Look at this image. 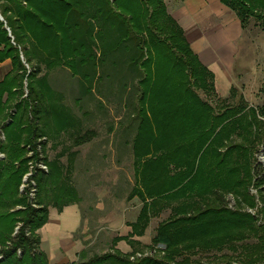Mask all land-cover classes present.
<instances>
[{"label": "rangeland", "instance_id": "1", "mask_svg": "<svg viewBox=\"0 0 264 264\" xmlns=\"http://www.w3.org/2000/svg\"><path fill=\"white\" fill-rule=\"evenodd\" d=\"M137 1L118 0L117 5L113 6L112 0H61L63 4L71 6V11H66L64 17L68 39H33L29 33L23 37L31 61L30 64L25 63L19 52L25 73L22 74L19 95L14 101L18 103L27 100V76L34 69H39L33 82L35 92L42 98L43 109L39 121L42 136L34 138L32 146L25 147L29 160L18 188L19 194H26L28 181L25 179L35 162L31 159L37 154L40 143H44L43 158L47 161V171L52 173L48 187L51 189L55 186V192L64 188L73 190L76 202L83 201L86 215L92 217L95 223L108 212L118 214L129 228L135 224L143 206L138 197V192L143 193V184L147 185L153 179L157 184L167 182L181 167L185 168L189 161L185 147H182L183 150L174 155L179 167L173 170L170 165L168 175L162 173L158 178L157 172L148 177L152 170L144 171L143 163L154 157L149 154L137 160L134 153L135 150L143 154L146 152L139 140L142 137L138 116L141 107H144L152 135L159 137L160 133L162 142L168 146L174 134L185 130L184 124L180 126L185 117L183 110H180V115L173 122L179 124L177 129L170 130L168 126L160 129L158 123L169 115L172 109L170 103H174L183 88L194 92L197 98L206 102L214 115L225 113L227 117L239 118V135L234 133L231 140L223 141L225 147L230 145L229 141L248 145L254 139L257 127L249 121L250 111H254L257 120L264 124V116L260 113L264 106V43L256 40L254 48L249 46L248 61L243 68L245 71L239 68V81L231 95L220 101L209 94L207 87L206 93L199 90V87L193 88L194 66H191L192 74L189 69L183 72L171 69L167 60L169 55L164 50L172 47V53L181 54L175 49V44L179 42L177 39L167 42L169 36L174 34L167 19V0H163L164 16L158 19V24L151 25L147 21L151 9L143 12L145 6L139 8L140 3ZM56 10L57 13L64 12L60 7ZM255 23V20L249 19L245 32L248 40L253 42L256 37L263 39ZM157 25L165 30L160 33L156 29ZM147 26L158 40H153L149 35ZM156 41H163L165 46H158ZM11 44L15 46L13 42ZM0 64H7L1 66V74L8 69L7 74L11 71L9 59ZM145 77L146 83L141 84ZM142 91L145 92V98L140 103ZM230 108L236 113L230 114ZM15 112L10 108L9 113ZM261 133L264 135V131ZM86 134H90L89 140L79 144L78 139ZM0 142H4L2 132ZM178 144L175 140L171 147ZM219 147L224 151L222 144ZM252 147L255 163L261 166L264 173L262 144L256 143ZM3 160L4 154L0 153V161ZM205 166L202 170L203 183L208 182ZM233 178L226 179L232 184L236 176ZM238 180L241 181V188L245 186L243 175L238 174ZM245 187L248 188V185ZM262 190L264 185L256 188L251 184L248 193L254 198L255 207H244L241 210L261 218L258 212L264 208V192L259 193ZM225 200L228 208L234 210V197L227 194ZM145 201L150 202L147 199ZM188 202L185 198L173 200L161 207L156 205L147 214L146 227L138 241V255L131 257V261L135 258L163 260V246L152 243L157 229L174 217L171 210L187 206ZM257 224L264 226V221L258 219ZM105 226L98 225L97 228L105 233ZM97 254L102 255L104 251H92L88 256ZM220 255L215 251H200L187 254L183 259L188 264H222L217 258Z\"/></svg>", "mask_w": 264, "mask_h": 264}, {"label": "trees", "instance_id": "2", "mask_svg": "<svg viewBox=\"0 0 264 264\" xmlns=\"http://www.w3.org/2000/svg\"><path fill=\"white\" fill-rule=\"evenodd\" d=\"M112 1V5L116 6L118 0ZM138 1L139 8L145 6L143 12L151 9L148 23L158 24V19L164 16L163 0ZM220 1L236 14L242 28L247 27L249 19H253L256 22L255 26L264 30V0ZM59 7L63 8L65 13H57L56 9ZM66 11L70 12L71 6L63 4L61 0H0L2 18L0 63L6 59L11 62V71L0 81V132L4 135V142H0V153L4 154V160L0 161V246L2 248L0 264H49L45 254L40 251L37 231L47 222L48 207H55L60 212L64 206L76 202L73 190L64 188L55 192L53 190L55 186L51 189L48 187L52 180L50 170L47 173H36L32 177L36 189L35 198H28L27 193L20 195L18 191L29 160L26 157L25 147L32 146L34 138L42 136L39 121L43 109L42 98L35 92L33 82V78L39 74V69H34L27 76L29 83L27 100L14 102L19 95L22 74L25 73L19 52L22 53L25 63L30 64L31 61L23 37L29 33L33 39H68L64 29ZM167 19L170 29L172 28L174 32L167 42L177 39L179 42L175 44V49L181 54L175 55L171 52L172 47L170 50L166 47L164 53L169 55L167 60L171 69L180 72L189 69L192 74L191 66H194L196 70L195 74H192L193 88L199 87V90L206 93L207 87L212 97L224 101L217 98L212 74L199 63L185 41L181 29L168 15ZM156 29L160 33L165 30L158 25ZM146 31L153 40L157 39L148 26ZM11 42L15 46H12ZM156 42L158 46H165L163 41ZM145 80L146 77L141 84ZM144 98L145 92L142 91L139 102L142 103ZM169 106L172 109L166 119H160L159 128L168 126L170 130L177 129L179 124L173 122L176 121L175 117L180 115V110H183L185 117L180 126L184 124V132L174 134L169 146L164 144L160 133L159 137L152 135L144 107H141L138 116L139 132L142 137L139 140L146 152L143 154L135 150V157L140 160L143 156L152 154L154 158L143 163V170H152L148 177L158 172L160 178L162 173L169 174L167 170L170 165L173 166V170L174 167H179L180 164L176 163L174 155L185 147V155L189 159L185 168L181 167L175 175L169 177L167 182L157 184L153 179L148 181L147 185L142 183L143 193L138 192V197L143 206L135 224L130 226L129 235L124 238L131 248L130 253L122 254L112 249L111 252L75 264H188L183 259L185 255L200 251H215L221 254L217 258L222 264L264 263V226L257 224L258 219L264 221V208L258 212L261 218L241 210L244 207L249 209L255 207L254 198L248 193L249 186L252 184L253 187L258 188L264 185V173L261 166L255 163V151L252 147L256 143H261L264 150V138H262L264 135L261 133L264 131V124L257 120L254 111H250L249 121L257 127L254 139L248 145L229 141L230 145L225 147L223 141L225 143L231 140L234 133L239 135L237 133L239 118L230 115L227 117L225 113L214 115L206 102L197 98L194 92L184 88ZM10 108L16 112L9 113ZM229 113L236 112L230 108ZM260 113L264 116V106L260 109ZM89 135L80 137L78 143L87 142ZM175 140L179 144L171 147ZM221 144L225 147L224 151L220 150ZM39 146V153L31 160L42 161L47 165L45 157L38 158V155L44 156V143H40ZM207 158L209 160H205ZM204 162L206 163L203 164ZM203 166L207 172V183H203L202 180ZM238 174L243 175L245 179L243 185H248V188L245 186L241 188ZM234 176H236L235 181L231 184L227 179ZM225 180L228 182L225 183ZM262 192L264 191L259 193ZM227 194L234 197L236 210L228 208L225 200ZM182 198L189 201L187 206L171 210L175 214L174 217L159 226L152 241L155 246H163V260L135 258L131 261V257L138 255L139 244L133 238L143 236L148 220L147 214L156 205L162 206ZM146 199L150 202L146 203ZM119 240L114 239L112 246L114 247ZM85 256L86 253L83 252L80 258L83 259Z\"/></svg>", "mask_w": 264, "mask_h": 264}, {"label": "crops", "instance_id": "3", "mask_svg": "<svg viewBox=\"0 0 264 264\" xmlns=\"http://www.w3.org/2000/svg\"><path fill=\"white\" fill-rule=\"evenodd\" d=\"M167 13L181 29L199 63L212 74L217 98L227 99L239 81L237 71L246 66L249 46L254 48L256 40L264 43V30L259 29L258 33L263 39L248 40L245 36L247 27L242 28L236 14L220 0H167ZM5 65L0 64V69ZM8 70L0 73V81ZM82 202L68 204L60 212L55 207H48L47 222L37 234L40 251L49 264H75L100 256L89 257L88 253L92 251H104V254L112 249L122 254L131 252L124 241L130 228L123 219L107 212L95 223L86 215ZM98 225H106L107 232L98 229ZM114 239L120 240L113 247ZM133 239L140 241V238ZM83 252L86 256L81 259Z\"/></svg>", "mask_w": 264, "mask_h": 264}, {"label": "built area", "instance_id": "4", "mask_svg": "<svg viewBox=\"0 0 264 264\" xmlns=\"http://www.w3.org/2000/svg\"><path fill=\"white\" fill-rule=\"evenodd\" d=\"M40 151V146L38 147V151L37 153H39ZM39 159L43 158L41 155H38ZM47 167L44 163H42V161L39 162H34L33 165H31L30 167V171L27 175V178L25 179V181H28V188L26 189V193L28 198L33 199L35 198V193H36V189H35V183L32 180V177L36 174V173H47ZM20 192H22V188L20 189Z\"/></svg>", "mask_w": 264, "mask_h": 264}, {"label": "water", "instance_id": "5", "mask_svg": "<svg viewBox=\"0 0 264 264\" xmlns=\"http://www.w3.org/2000/svg\"><path fill=\"white\" fill-rule=\"evenodd\" d=\"M0 21H2V18L0 17Z\"/></svg>", "mask_w": 264, "mask_h": 264}]
</instances>
